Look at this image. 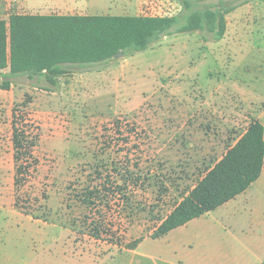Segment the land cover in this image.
<instances>
[{"label": "rangeland", "instance_id": "rangeland-1", "mask_svg": "<svg viewBox=\"0 0 264 264\" xmlns=\"http://www.w3.org/2000/svg\"><path fill=\"white\" fill-rule=\"evenodd\" d=\"M189 1L192 9L236 6L222 39L174 28L143 51L69 67L57 86L21 75L0 90V264H200L233 238L232 229L252 236V264L264 261V251L253 250L264 239V171L229 206L152 237L249 123L264 124V0ZM90 2L68 14L189 12L183 0ZM12 11L54 13L29 0H0V18ZM14 114L38 136L22 191L41 198L49 221L14 207ZM87 188L96 204L86 207ZM251 210L255 222L243 233L233 212L248 218Z\"/></svg>", "mask_w": 264, "mask_h": 264}, {"label": "trees", "instance_id": "trees-1", "mask_svg": "<svg viewBox=\"0 0 264 264\" xmlns=\"http://www.w3.org/2000/svg\"><path fill=\"white\" fill-rule=\"evenodd\" d=\"M182 3L184 8L189 9L183 16L141 13L30 14L12 11L8 20L0 18V90H10L13 78L21 75L43 78L50 85L57 86L59 78L69 72V67L105 64L120 51L124 55L143 51L163 35L172 34L174 28L176 32L208 29L214 33L216 40L222 39L227 30L226 14L236 8L224 1L201 9H192L189 0ZM12 123L14 207L25 215L49 221L41 198L24 195L22 191L37 162L34 148L38 136L27 127L19 126L15 114ZM263 169L264 124L253 119L223 157L183 196L152 237L161 238L236 198L261 177ZM95 197L93 190L87 188L81 202L86 207L94 205ZM100 230L96 227L94 235L99 236ZM140 242L141 239H137L128 244V248L133 250Z\"/></svg>", "mask_w": 264, "mask_h": 264}, {"label": "crops", "instance_id": "crops-1", "mask_svg": "<svg viewBox=\"0 0 264 264\" xmlns=\"http://www.w3.org/2000/svg\"><path fill=\"white\" fill-rule=\"evenodd\" d=\"M25 1H28V0H25ZM90 1L91 0H29L30 4H33L34 6H38V7L41 6L43 8L52 7V9L54 10V13H58V14H68V9L73 10L75 8L80 9V8H87L88 6H92L94 3H91ZM39 13L40 14H51L50 12L49 13L39 12ZM32 14H36V12H32ZM117 15H120V14H117ZM251 186L249 188H251ZM249 188L243 193H241L240 195H246ZM240 195H238L237 197H239ZM248 197L250 201L252 199V195H249ZM236 198L231 199L230 201L235 200ZM230 201H228L222 206H229ZM233 213H234L233 214L234 217L240 218V220H237L236 223L237 225L241 224V230L243 233L245 232L243 227L249 226L250 228L251 224L255 222L254 216L252 215V210L249 212L248 218H243L242 212H233ZM238 213L240 214L238 215ZM188 223H186L183 226H187ZM183 226H180V227H183ZM174 230L170 231L168 234H171ZM229 233L233 235L232 236L233 238H230V239L227 238L229 240H227L226 242L223 241L224 243H222L219 247L216 248V252L214 251V253H212L209 250H208L209 252H205V254L201 256V260H199L200 264H252V236L249 234H245L243 235V237H237L236 235L241 232L240 231L237 232L235 231V229L234 230L232 229L231 232ZM254 246L255 247L253 248V250H255L256 253L263 252L264 251V239L262 240V238H260V241H256L254 243Z\"/></svg>", "mask_w": 264, "mask_h": 264}, {"label": "water", "instance_id": "water-1", "mask_svg": "<svg viewBox=\"0 0 264 264\" xmlns=\"http://www.w3.org/2000/svg\"><path fill=\"white\" fill-rule=\"evenodd\" d=\"M124 53L122 51L118 52L114 57H119V56H123Z\"/></svg>", "mask_w": 264, "mask_h": 264}]
</instances>
